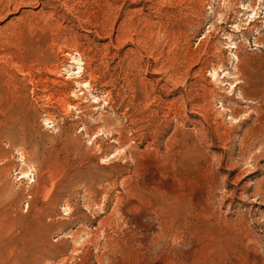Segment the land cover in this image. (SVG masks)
<instances>
[{
    "label": "rangeland",
    "instance_id": "rangeland-1",
    "mask_svg": "<svg viewBox=\"0 0 264 264\" xmlns=\"http://www.w3.org/2000/svg\"><path fill=\"white\" fill-rule=\"evenodd\" d=\"M0 264H264V0H0Z\"/></svg>",
    "mask_w": 264,
    "mask_h": 264
},
{
    "label": "bare ground",
    "instance_id": "bare-ground-1",
    "mask_svg": "<svg viewBox=\"0 0 264 264\" xmlns=\"http://www.w3.org/2000/svg\"><path fill=\"white\" fill-rule=\"evenodd\" d=\"M76 61L79 62V60H77V59H76ZM78 69H79V70L82 69V68H81V64H79ZM87 84H88V83H83L82 85L86 87ZM167 202H168V201H167ZM168 205H169V204H168ZM169 212H170V210H168V214H169ZM207 213H208V211L206 212V214H207ZM175 214H177V209H176V211L173 210V212H172V215H175ZM206 214H205V215H206ZM172 215H170V216H172ZM210 215H211V214L208 213V214L206 215V217H207V216H210ZM212 217H213V216H212ZM207 218H208V217H207ZM209 218H210V217H209ZM203 220H205V219L203 218ZM206 220H207L206 222L203 221L202 225L204 226V229L206 230V232L208 231L207 233L210 232V234H212V232L215 231L214 229H216V228H215V226H214L213 224L210 223V220H211V219H210L209 221H208V219H206ZM214 224H215V223H214ZM190 227H191V226H190ZM217 231L221 232L220 230H217ZM204 234H205V237H206V233H205V231H204ZM204 234H203V235H204ZM208 235H209V234H208ZM208 235H207V237H208ZM214 235H215V234H214ZM223 235H225V234H223ZM229 235H230V234H229ZM210 236L212 237V235H210ZM217 236H218V234H217ZM220 236H221V235H220ZM202 237H203V236H202ZM229 237H230V236H229ZM203 238H204V237H203ZM214 239H215V238H214ZM221 239H222V238H221ZM216 240H217V239H216ZM216 240H213V241L210 243V245H211L212 248H215V247L219 244V243H217ZM222 240H223V239H222ZM228 240H229V239H228ZM228 240H227V241H228ZM208 241H209V240H208ZM208 241H206V242H208ZM229 241H230V240H229ZM224 242H226V241H224ZM226 243H227V242H226ZM210 245H209V247H210ZM221 245H222V243H221ZM219 246H220V245H219ZM219 246H218V247H219ZM223 246H224V245H223ZM205 247H206V246H205ZM212 248H211V249H212ZM219 248H220V247H219ZM222 248H223V247H222ZM218 250H219V249H218ZM218 250H217V251H218ZM220 250H221V249H220ZM211 252H213V251H211ZM218 253H219V252H218ZM210 254H212V253H210ZM219 254H221V253H219ZM208 256H209V255H208ZM206 257H207V256H206ZM210 257H211V256H210ZM214 257H215V255H214ZM208 258H209V257H208ZM216 258H217V257H216ZM217 259H218V258H217ZM206 261H207V260H206ZM214 261H215V260H214ZM216 261H217V260H216ZM209 263H211V262L209 261ZM212 263H215V262H212ZM217 263H218V262H217Z\"/></svg>",
    "mask_w": 264,
    "mask_h": 264
}]
</instances>
